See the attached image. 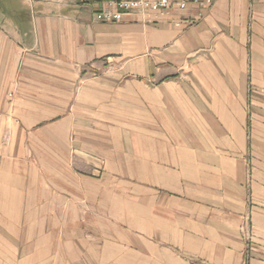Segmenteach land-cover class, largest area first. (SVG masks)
<instances>
[{
	"label": "crops",
	"instance_id": "crops-1",
	"mask_svg": "<svg viewBox=\"0 0 264 264\" xmlns=\"http://www.w3.org/2000/svg\"><path fill=\"white\" fill-rule=\"evenodd\" d=\"M185 1L0 0V264H264V0Z\"/></svg>",
	"mask_w": 264,
	"mask_h": 264
},
{
	"label": "built area",
	"instance_id": "built-area-1",
	"mask_svg": "<svg viewBox=\"0 0 264 264\" xmlns=\"http://www.w3.org/2000/svg\"><path fill=\"white\" fill-rule=\"evenodd\" d=\"M112 9H105L97 15V19L104 22H119L127 13L136 11H161L177 5L181 9L186 6V1L176 2L174 0H107ZM209 5L212 0H205Z\"/></svg>",
	"mask_w": 264,
	"mask_h": 264
}]
</instances>
